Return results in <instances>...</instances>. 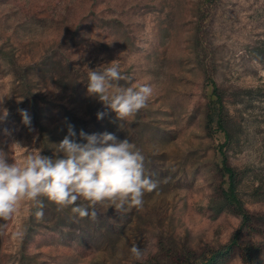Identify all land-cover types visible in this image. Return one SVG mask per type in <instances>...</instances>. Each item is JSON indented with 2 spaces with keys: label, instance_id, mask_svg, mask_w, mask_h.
Instances as JSON below:
<instances>
[{
  "label": "rangeland",
  "instance_id": "1",
  "mask_svg": "<svg viewBox=\"0 0 264 264\" xmlns=\"http://www.w3.org/2000/svg\"><path fill=\"white\" fill-rule=\"evenodd\" d=\"M113 61L126 77L114 83L154 88L148 106L126 121L87 93L89 70ZM218 95L239 136L225 149L243 174L250 228L211 206L229 187L225 134L208 122ZM0 99L9 113L0 150L9 163L36 152L53 157L72 125L81 143V130L127 138L158 182L142 210L122 215L97 205L95 219L79 218L45 199L37 218L39 209L22 203L0 220V264H212L232 242L217 264H244L246 246L264 244V200L246 193L264 181V0H0Z\"/></svg>",
  "mask_w": 264,
  "mask_h": 264
},
{
  "label": "clouds",
  "instance_id": "2",
  "mask_svg": "<svg viewBox=\"0 0 264 264\" xmlns=\"http://www.w3.org/2000/svg\"><path fill=\"white\" fill-rule=\"evenodd\" d=\"M102 71L89 70L87 93L98 97L118 121L134 118L148 106L154 88L149 83L120 86L121 74L116 61ZM3 99H0V104ZM22 123L31 127V116L20 109ZM8 110L0 107V122ZM105 113L97 114L102 119ZM77 142L76 132L68 126V134L56 144L53 157L41 152L30 153L22 162H11L9 154L0 150V220L9 221L22 203L37 208V218L43 217L44 200L54 203L57 211L71 207L79 218L97 217L96 206L106 205L119 214L132 209L142 210L144 196L158 187V182L145 174V156L127 138L120 140L114 133L87 134L83 130ZM12 145L20 146L19 142ZM86 201L87 206L77 204ZM0 227H6L0 225ZM132 256L143 260L145 252L133 245Z\"/></svg>",
  "mask_w": 264,
  "mask_h": 264
},
{
  "label": "trees",
  "instance_id": "3",
  "mask_svg": "<svg viewBox=\"0 0 264 264\" xmlns=\"http://www.w3.org/2000/svg\"><path fill=\"white\" fill-rule=\"evenodd\" d=\"M225 106L222 102V96L218 95V102L210 108L208 113V122L213 123L216 121L219 128L224 131L225 141L221 145V153L223 157V168L229 178V187L223 191L219 198L212 199V210L215 211V215H219L226 210L233 211L242 217V227L250 228L251 214L246 207L245 200L239 195V186L243 174L236 168L231 166L228 161L227 150L225 147L237 142L239 136H237V128L232 120H229L225 114ZM246 171H244V182ZM259 182L254 184L248 193V195L254 201L264 200V181L258 180ZM235 244L230 243L224 246L222 251L214 252L210 259L213 261L212 264H217L220 261L227 260L233 253ZM264 251V244L262 243H250L246 246L243 262L244 264H262V254Z\"/></svg>",
  "mask_w": 264,
  "mask_h": 264
}]
</instances>
